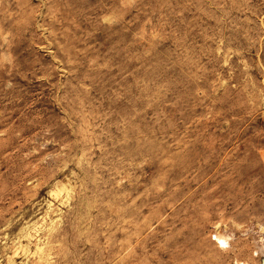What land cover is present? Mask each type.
Masks as SVG:
<instances>
[{
  "label": "rangeland",
  "instance_id": "374dc122",
  "mask_svg": "<svg viewBox=\"0 0 264 264\" xmlns=\"http://www.w3.org/2000/svg\"><path fill=\"white\" fill-rule=\"evenodd\" d=\"M0 264H264V0H0Z\"/></svg>",
  "mask_w": 264,
  "mask_h": 264
},
{
  "label": "bare ground",
  "instance_id": "6f19581e",
  "mask_svg": "<svg viewBox=\"0 0 264 264\" xmlns=\"http://www.w3.org/2000/svg\"><path fill=\"white\" fill-rule=\"evenodd\" d=\"M217 240H218V243H220V244H223V245H225V244H227V240H226V238H224V237H217Z\"/></svg>",
  "mask_w": 264,
  "mask_h": 264
}]
</instances>
